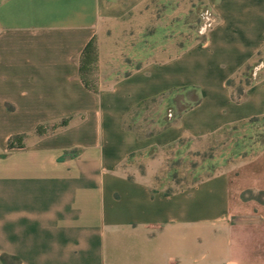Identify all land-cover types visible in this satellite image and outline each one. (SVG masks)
Here are the masks:
<instances>
[{"label":"crops","instance_id":"crops-1","mask_svg":"<svg viewBox=\"0 0 264 264\" xmlns=\"http://www.w3.org/2000/svg\"><path fill=\"white\" fill-rule=\"evenodd\" d=\"M160 1L0 0V264H264V149L172 192L123 167L264 116V0H202L214 17L202 40L98 93L78 77L105 20ZM246 69L256 76L234 101L227 81ZM172 89L198 94L174 124L143 139L124 129Z\"/></svg>","mask_w":264,"mask_h":264},{"label":"rangeland","instance_id":"rangeland-1","mask_svg":"<svg viewBox=\"0 0 264 264\" xmlns=\"http://www.w3.org/2000/svg\"><path fill=\"white\" fill-rule=\"evenodd\" d=\"M207 7L202 0L148 2L120 18L107 19L93 39L88 78L99 88L105 87L137 63L163 61L182 47L203 39ZM82 53V52H81ZM80 53V55H81ZM80 55L77 56L78 77ZM245 70L234 81L244 86L254 76ZM83 83V82H82ZM198 99L196 91L176 92L170 105L157 108L145 105L135 123L128 125L145 134L175 121L180 112ZM157 111V112H156ZM135 114V112H134ZM264 149V118L223 128L202 138L179 140L165 147H150L130 155L123 166L144 172H157L156 180L165 192L190 187L221 171L237 167Z\"/></svg>","mask_w":264,"mask_h":264},{"label":"trees","instance_id":"trees-1","mask_svg":"<svg viewBox=\"0 0 264 264\" xmlns=\"http://www.w3.org/2000/svg\"><path fill=\"white\" fill-rule=\"evenodd\" d=\"M92 43H93V39L88 42V44L84 47V49L80 55V61H78V63H79V78L88 90H90L94 93H98L100 88L98 86H96L94 84V82H92L88 78V75L91 73V69H90V67H88L87 64H89V62L91 61V54H92L91 50H92V45H93ZM77 60H78V58L76 57L75 61L77 62ZM140 67H141V63H137L134 66V68H136V69H138ZM129 74H130V72H125L124 74L121 75V77L128 76ZM245 77H246L247 81L244 83V86H247L251 80H249L246 75H245ZM227 85L233 89L232 99L234 101H239L244 95L243 86L235 88L234 87V80H228ZM179 91H183V89H172V90L163 92L157 96H154V97H151V98H148V99H145V100L139 102L136 106H134L128 112V114L124 120V124H123L124 129H126L127 131L133 132L138 138L143 139V138H147V137L156 135V134L160 133L161 131H163L164 129L171 126L172 124H174L177 121V119L180 117V115L182 114L183 111L180 112V114L178 115V117L175 121L167 120L161 124L160 129L155 130V131H150V132L145 133V134H139L135 128H133L132 126H129L128 120L131 119V121L133 123H135L137 120L138 114L143 110L142 108L149 103H156L158 109L163 107V105H165V104L170 105L169 102H171L173 95ZM134 112H135V114H134ZM260 118H264V116H262ZM260 118H252L248 122H253V121L258 120ZM14 139H15V137L10 139L9 147L13 146L12 141Z\"/></svg>","mask_w":264,"mask_h":264},{"label":"built area","instance_id":"built-area-1","mask_svg":"<svg viewBox=\"0 0 264 264\" xmlns=\"http://www.w3.org/2000/svg\"><path fill=\"white\" fill-rule=\"evenodd\" d=\"M205 24L200 28V32H206L207 29H209L212 24L214 23V17L212 16L211 12L209 10H207L205 12ZM262 64H260L259 67H261ZM256 71L257 69H255L252 73V75L255 77L256 76Z\"/></svg>","mask_w":264,"mask_h":264}]
</instances>
